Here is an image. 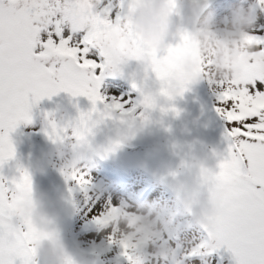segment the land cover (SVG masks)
I'll return each mask as SVG.
<instances>
[{"label":"snow or ice","instance_id":"snow-or-ice-1","mask_svg":"<svg viewBox=\"0 0 264 264\" xmlns=\"http://www.w3.org/2000/svg\"><path fill=\"white\" fill-rule=\"evenodd\" d=\"M102 3L103 0H0V168L16 156L11 133L21 124L31 123L34 105L60 92L83 96L91 102V110L80 114L79 131L86 134L106 120L123 122L157 107L155 93L147 90V73L150 71L162 84L182 51L181 44L170 46L160 56L131 31L127 45L114 39L115 27L128 20L137 0H129L128 14L116 15L115 20L111 18L112 6ZM257 3L264 9V0ZM66 27L67 36L63 34ZM42 33L47 34L46 41L41 39ZM244 40L264 55V30H253ZM128 47L133 59L148 62L144 77L132 80V88L141 97L136 103L131 98H110L101 93L105 75H123L112 60L113 53L125 52ZM37 48L42 50L37 53ZM201 68L202 74H207L206 61ZM206 80L215 86V110L225 123L227 148L215 154L216 178L227 185L229 192L223 203L224 214L210 227H203L208 240L199 248L210 253L224 249L234 264H264V72L250 60L237 78L226 83ZM186 91L188 86L182 88L181 95ZM160 110L179 115L174 107ZM44 134L52 142L80 139L79 134L73 135L54 123ZM79 164L77 161L59 171L69 185V196L79 192L87 200L91 179ZM17 173L11 181L0 178V264H34L32 229L12 216L19 190L31 185L32 177L22 167H17ZM116 208L109 204L92 222H99ZM7 222L11 223L8 229L3 226ZM119 249L120 257L130 262L128 246L121 244ZM191 255H196L195 247Z\"/></svg>","mask_w":264,"mask_h":264},{"label":"clouds","instance_id":"clouds-1","mask_svg":"<svg viewBox=\"0 0 264 264\" xmlns=\"http://www.w3.org/2000/svg\"><path fill=\"white\" fill-rule=\"evenodd\" d=\"M209 2L186 0L187 10L181 17L182 22L177 24L173 17L181 16L178 0H137L128 20L115 27L114 39L127 45L131 31L146 47L157 52L166 51L171 46L170 40H179L182 51L167 79L155 92L159 110L165 108L161 101L166 104L182 97L184 86L206 78L225 83L237 78L250 60L260 72H264V55L244 40L259 19L256 6L245 7L246 0H242L229 9L224 20H218L216 14L208 10ZM130 51L131 47L125 52H114L112 60L122 71L130 61H136L138 68L131 78L137 79L141 69L147 72L148 62L142 58L133 59L128 54ZM205 61L207 74H202L201 65ZM151 111L141 117L118 121L106 144L96 146L92 138L104 122L96 125L91 134L79 131L80 116L63 126L50 122V128L54 123L73 135H80L75 142L67 138L51 141L60 169L93 155L101 159L115 155L149 130ZM213 158H216L215 153L201 156L193 149L180 157L175 168L159 175L158 184L173 194L171 202L124 203L94 223L96 231L104 233V243L91 253L79 249L70 251L58 229L61 213L71 211L70 198L53 201L46 195H38L32 182L19 190L12 216L32 229L34 264H93L90 256L98 258L112 246L119 248L121 244L128 246L131 256L128 264H151L152 261L156 264H183L185 253L191 255L194 247L189 245L184 249L183 242H177L180 235L193 227H210L225 211L223 203L229 189L217 180L216 165L210 163ZM50 163L52 161L47 158L38 160L35 170L42 172ZM3 226L8 229L11 223ZM195 249L196 255L202 257L201 264H211L207 259L211 254L209 250H200L199 244Z\"/></svg>","mask_w":264,"mask_h":264},{"label":"rangeland","instance_id":"rangeland-1","mask_svg":"<svg viewBox=\"0 0 264 264\" xmlns=\"http://www.w3.org/2000/svg\"><path fill=\"white\" fill-rule=\"evenodd\" d=\"M241 2L242 0H210L208 10L214 12L218 20H224L229 9ZM109 4L113 9L111 17L113 20L116 15L128 14L129 0H103L102 6ZM178 5L181 16H177V20L176 16L173 17L174 23L177 24L182 22L181 17L187 10L186 0H178ZM249 5L256 6L259 17L254 30H264V9L258 5L257 0H246L244 6ZM63 34L69 35L67 27ZM47 38L46 33L41 34L43 41ZM178 43V39L170 40L171 46H176ZM41 50L37 48L36 52L39 53ZM165 54L166 51L158 53L160 56ZM137 68V62L130 61L123 69V75H105L101 84V93L107 96L105 88L114 86L111 95L107 97L123 96L125 100L131 98L133 103L138 102L141 97L132 88L131 78V74L137 71ZM144 75L141 69L137 80L139 81ZM147 77V90L157 92L160 82L150 71ZM160 103L166 109L174 107L179 115L172 111L161 113L157 107L151 111L152 124L149 130L128 145H132V150L122 148L107 159L93 155L90 159L80 162L79 166L91 179L90 199L86 200L79 192L69 196V185L60 174L54 146L44 134L46 130L50 131V122L63 126L78 119L81 113L90 111L92 104L83 96L73 97L68 93L60 92L51 99L45 98L34 105L31 110V123L21 124L11 133L16 156L14 160L8 161L0 168V178L11 181L18 175L17 167H22L30 172L34 191L38 195H46L53 201L70 198L71 211L68 214L61 213L57 222L58 229L70 251L75 252L79 249L91 253L104 243V233L96 231L93 218L109 204L119 207L121 204L133 201L171 202L173 194L157 182L160 174L175 168L180 163V157L190 150L194 149L201 156H210L212 153H224L227 148L225 123L215 110L217 105L215 86L210 85L206 79L189 85L188 91L182 97H177L166 104L163 101ZM117 122L118 120L115 119L106 120L95 130V136L92 138L94 146L106 144L107 139L113 135ZM136 144L139 146L136 147ZM44 158L50 159L52 163L48 164L44 171H36L37 161ZM217 162L216 158L210 161L213 165ZM89 209H98V211H89ZM108 231L110 232V229ZM207 240L208 236L203 228L193 227L183 232L177 242H183V248L186 249L189 245L195 247ZM119 253L120 249L112 246L98 258L90 256V259L93 264H116L115 261L128 264ZM201 259L200 255L185 253L183 264H201ZM207 259L211 264H234L231 254L224 249L212 252ZM151 264H156V261H152Z\"/></svg>","mask_w":264,"mask_h":264},{"label":"bare ground","instance_id":"bare-ground-1","mask_svg":"<svg viewBox=\"0 0 264 264\" xmlns=\"http://www.w3.org/2000/svg\"><path fill=\"white\" fill-rule=\"evenodd\" d=\"M115 87L114 86H107L106 88H105V93L107 94V96H110L111 95V93H112V91H113V89H114Z\"/></svg>","mask_w":264,"mask_h":264}]
</instances>
